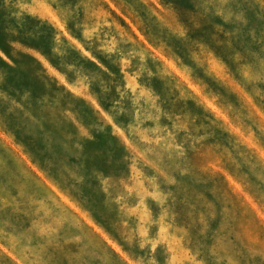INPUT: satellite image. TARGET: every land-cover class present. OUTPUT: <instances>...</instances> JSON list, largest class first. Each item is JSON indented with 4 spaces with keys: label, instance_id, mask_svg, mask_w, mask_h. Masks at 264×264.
Masks as SVG:
<instances>
[{
    "label": "rangeland",
    "instance_id": "374dc122",
    "mask_svg": "<svg viewBox=\"0 0 264 264\" xmlns=\"http://www.w3.org/2000/svg\"><path fill=\"white\" fill-rule=\"evenodd\" d=\"M0 264H264V0H0Z\"/></svg>",
    "mask_w": 264,
    "mask_h": 264
}]
</instances>
